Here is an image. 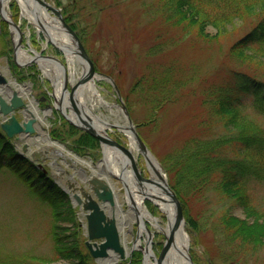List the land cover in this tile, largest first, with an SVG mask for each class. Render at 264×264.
I'll use <instances>...</instances> for the list:
<instances>
[{
  "label": "rangeland",
  "instance_id": "1",
  "mask_svg": "<svg viewBox=\"0 0 264 264\" xmlns=\"http://www.w3.org/2000/svg\"><path fill=\"white\" fill-rule=\"evenodd\" d=\"M54 10L60 13V17L65 21L67 26L76 28L77 36H85L86 43L83 44L86 53L89 55L94 67L95 73L109 76L119 91L121 103L117 99L114 88L108 80L100 78L95 81L96 88L100 92L104 101L112 105L125 104L124 96L128 89L133 85L135 77L142 71V50L150 44L153 29L149 28L146 21L148 18L142 14L141 4L150 3L151 0H44ZM8 17L20 27L22 31V39L20 50L26 52L29 56H34L31 50L43 56H52L60 61L67 73L70 69L67 66L65 55L50 44L46 39V30H39L36 26L22 16V11L16 0H11L6 5ZM52 17H56L52 11H49ZM157 19L155 22H159ZM249 21H236L232 25L227 26L224 33L220 35L217 42H212L213 46L194 45L180 43L175 55L183 59L185 62H192V65L203 68L202 71L214 72L216 65L224 64L231 66L232 63L224 62L222 54L218 53L220 48L225 49L228 45L234 43L238 38L242 37L248 29H250ZM38 29V30H37ZM47 30L50 29L46 28ZM217 30L213 27H207L206 31L213 35ZM14 35L15 31L12 26L7 24L0 16V74L4 79L15 80L18 85L25 87L30 83V94L37 102V106L41 110L51 109L52 113L46 119L45 126L42 127L47 131L49 141L61 146L63 149L79 158L83 163H91L97 166L103 159V151L100 143L92 136L88 138L81 130L77 129L60 114L61 110H65L68 114L69 110L61 109L59 106L54 108V104L50 98L52 92V82L40 69L38 62H27V60L16 61V52L14 51ZM170 36H177L170 35ZM79 37V38H80ZM168 36H165L167 38ZM218 46H216V45ZM210 45V44H208ZM215 45V46H214ZM220 47V48H219ZM216 49V50H215ZM248 53L247 59L250 60L251 67L255 69H264V64L256 58L251 59L252 50L244 51ZM262 61V60H261ZM111 72L113 76L109 75ZM210 72V74H211ZM263 72V71H262ZM206 75L209 81L217 79L214 74ZM67 79L70 77L67 75ZM68 91L70 85L67 86ZM195 88L186 89L190 92ZM182 93V101H178L174 105L171 104L167 108L166 113L161 114L158 127L152 131L143 127L139 129L138 125L146 122L145 119L150 117L151 111L146 107L135 106L133 116L129 114L130 121L135 127L141 140L147 146L149 152L159 162L169 153L170 150L178 147L179 142L195 132L193 120L196 113L200 114V109H196L194 103L200 100L196 96V100L187 102ZM80 101L79 95L76 96ZM27 99V98H26ZM190 99V98H188ZM252 99L245 104V110L250 112L252 116H256ZM29 101H27L28 107ZM116 112V116L122 119L120 112L117 114L116 106L112 108ZM121 110V109H120ZM128 110V109H127ZM84 111V110H83ZM85 112V111H84ZM96 114H106L108 111L104 107L97 106ZM74 115V114H72ZM160 115V116H161ZM119 120V119H118ZM258 122L264 127V117H258ZM121 122V120H119ZM111 138L115 139L124 149L127 148L126 137L117 132L109 131ZM34 135L26 138L30 141V148L41 145L46 142ZM25 140V139H23ZM23 140L15 141V148L21 144ZM47 140V142H49ZM13 145V141H11ZM17 149V148H16ZM120 157V155H119ZM63 166V164L58 161ZM160 163V162H159ZM136 164L140 169V173L144 178H149L148 170L141 155L137 154ZM37 165V164H35ZM109 168H111L108 165ZM35 168V167H34ZM40 168L45 177L58 188L65 198L62 205L71 206L73 209V224H68V209L61 208V220L54 218L55 210L47 204L38 193L31 188L32 185L25 183L17 175H15L8 167L0 165V260L15 261L32 257L34 260H42L46 264H73L72 262L61 259L54 252V240L52 233L59 237L64 234L71 235L73 231L70 226L77 224L78 240L81 250L86 252L83 246L85 239L84 227L79 212V208L72 206L70 198L65 193L63 186L59 180V174L54 172L48 162L40 164ZM37 168V169H38ZM67 168V167H66ZM107 168L104 176H106L115 191L118 193V202L124 210L126 209L127 198L124 199L123 188L119 180L120 171H111ZM122 168V167H121ZM91 170L90 168H88ZM126 169V168H125ZM39 170V169H38ZM40 171V170H39ZM67 171L72 172L67 168ZM92 172V170H91ZM118 172V173H117ZM93 173V172H92ZM167 179L165 173H163ZM76 181H80L75 176ZM257 182H249L246 189L249 193L248 200L258 209L264 210V184ZM82 187L84 184L79 183ZM86 188V187H85ZM36 193V194H35ZM191 196L188 203V219L183 215V231L187 237V256L191 260V264H264V247H257L255 250H241L235 252L234 262L229 261L227 253H230V247H223V239L221 235V227L219 226L218 217L221 212L228 211L235 216L243 218V212L234 207L230 202L220 201L213 191H206L203 194H189ZM151 215L159 218L161 225L165 226L167 218L161 213L154 204L146 200L145 204ZM190 218V219H189ZM192 222L194 226L189 224ZM137 223L134 222L131 229L125 228L126 246L130 248L138 232ZM151 224L146 221L145 226L153 232L151 242V261L157 264L158 253L165 240L163 234L153 230ZM64 229V230H63ZM146 235L140 236L139 244L145 245ZM232 247V246H231ZM131 256L119 261V264H143V253L140 247H134ZM89 264H96L94 260L89 259Z\"/></svg>",
  "mask_w": 264,
  "mask_h": 264
},
{
  "label": "trees",
  "instance_id": "2",
  "mask_svg": "<svg viewBox=\"0 0 264 264\" xmlns=\"http://www.w3.org/2000/svg\"><path fill=\"white\" fill-rule=\"evenodd\" d=\"M140 6L153 31L150 44L142 50L141 74L123 95L125 104L131 116L135 106L149 109L150 117L138 127L149 129L151 126L154 131L166 107L183 102L182 93L187 102L200 97L194 103L196 109H200V114L193 117L195 132L159 162L187 219V201L193 196L189 194L206 191L215 192L220 201L230 202L243 212V218L228 211L218 217L222 246L230 247L227 258L234 262L238 249L264 247V210L248 200L246 189L251 181L264 184V127L257 120L264 117V69L251 67L248 53L244 52L252 50L251 59L257 58L264 64V0H151ZM157 19L160 21L155 22ZM235 20H247L251 28L225 49L219 47L218 53L222 54L224 62L232 63L231 66L220 64L214 72L202 71L203 68L175 55L180 43L213 46L212 42H217ZM209 26L217 33L205 32ZM165 36L168 37L164 39ZM79 39L86 43L85 36ZM108 74L113 76L111 72ZM207 74H214L217 79L209 81L207 78L206 81ZM193 86L190 94L185 91ZM249 99L258 117L245 110ZM12 147L9 138L0 131V165L32 185L31 189L55 210V219L61 220V208L66 207L69 214L64 221L73 224V208L62 205L64 194ZM189 224L194 226L192 222ZM70 228L73 229L71 235L59 237L52 233L54 252L73 264H89L90 256L81 250L77 237L79 227L74 224ZM0 264L46 263L29 257L0 260Z\"/></svg>",
  "mask_w": 264,
  "mask_h": 264
},
{
  "label": "bare ground",
  "instance_id": "3",
  "mask_svg": "<svg viewBox=\"0 0 264 264\" xmlns=\"http://www.w3.org/2000/svg\"><path fill=\"white\" fill-rule=\"evenodd\" d=\"M11 0H1V11L3 15L8 18L7 8L6 5ZM20 10L22 11V16L27 18L34 27L36 26L38 29L41 28V26L44 27L46 30V34L48 37L56 44V46H59L60 48H71V50L77 49L76 42L70 33L67 32V30L64 29V25L62 21L59 19V17H52L48 11V5L43 0H16ZM50 29H46L49 28ZM37 29V30H38ZM14 41H16V36L14 35ZM30 56L22 51L18 50L16 51V61L22 62L25 60H29ZM65 60L67 63L68 68L70 69V83L74 85L80 74L85 73V70L87 69V65L82 58H80L78 55L75 54H67L65 53ZM40 69L44 71V74L54 82L55 84V94L58 97L60 94V88L62 84V71H60V68L58 65L51 61H46L45 59H37ZM100 77L93 73L87 80H85V83L81 86L79 89L78 95L80 98L79 102L82 109L85 111V113L88 116V121L92 125L93 129L100 130V132H106V131H114L117 130V132L123 134L127 139V148L124 149V152L126 153L125 161L122 160L121 156L119 157V154L116 153L117 151L114 150V148L111 146V144L107 142L101 141V148L104 153V158L102 160V163L96 164L97 166H92L91 163H85V165L89 166L92 172L98 176H104V173L106 172V169L109 168L108 165L111 167V171H120L121 167L123 166L125 171V185L128 189V195L127 198L128 205L127 209H123L121 206H117L115 209V218L120 223V227L123 233V236L125 237V228L131 229V226H133L134 222H136L138 225V238L142 236V234L147 232L150 236L153 235V232H150V230L145 226L146 221L149 222L153 227V230H156L157 232L167 235L168 234V224L172 222L174 217V206L170 203L169 197L167 193L164 191L162 187V181L161 178L164 179L163 174L161 172L160 167L154 160V158L147 153L145 150L143 151L139 147V143L137 142V139L131 129L130 124L128 123L125 114H123L122 111H120V107L116 104L110 105L106 101H104V98L101 96L100 92L96 88L95 81L99 80ZM17 82L15 80H9V83H7V86H3V89L8 93L10 87L17 88L20 90V92L27 98V101H29L30 109L33 111L34 115L38 119V125L36 126L37 129V137H42V139H46V142L44 143H51L48 140V133L47 131L42 127L46 124V119L49 116L50 113H52L49 109H39L37 106L36 100L33 98L32 94H30V83L23 87L22 85L16 84ZM66 100V99H65ZM104 107L107 109V113L103 114H96L95 109L96 107ZM117 108V114L118 112L121 113L122 119H120L118 116H116V112L113 111V107ZM51 115V114H50ZM68 118L78 124L76 117L69 114ZM121 122H119V120ZM37 124V123H36ZM34 136V135H33ZM47 140L49 142H47ZM42 143V144H44ZM30 145V143H29ZM30 148V147H29ZM138 155H141L143 157V160L145 162L146 169L149 173V178H144L142 176V173H140V169L136 164V157ZM48 161H45V163ZM125 162V163H124ZM126 168V169H125ZM54 172L59 174V182L61 184L64 183L65 179L69 181H73L75 183V176H79L77 174L78 172L75 171L69 172L68 175L65 172L67 168L63 165L60 167V165L57 163L55 165V168L53 167ZM77 172V173H76ZM102 173V174H101ZM118 173V172H117ZM106 177V176H104ZM106 179H108L106 177ZM81 180L85 183V177H81ZM109 180V179H108ZM78 182V181H76ZM111 183V181H110ZM76 184V183H75ZM113 185V183H111ZM79 186V184H76ZM113 190L114 187L112 186ZM115 192V191H114ZM118 193L116 192L115 196ZM118 199V198H117ZM116 199V205H118V200ZM146 200L152 202L154 206L158 208V210L165 214L167 218V223L165 226L161 225V222L158 217L151 215L149 213L148 209L144 205ZM127 204V203H126ZM120 205V204H119ZM145 226V228H143ZM123 237V238H124ZM153 238V236H152ZM151 238V239H152ZM126 241V239L124 238ZM174 245L169 249V251L166 253V256H163L161 260V264H189L186 260V248H187V237L183 231V227L180 228L177 233L175 234L174 238ZM125 247L127 249V254H129V251L131 248H128L126 246V242L124 243ZM135 247H141L139 242L135 244ZM150 252L146 251L144 255V264H154L151 261V257L149 256ZM104 262H99V264H119L118 261H115L113 259H105Z\"/></svg>",
  "mask_w": 264,
  "mask_h": 264
},
{
  "label": "water",
  "instance_id": "4",
  "mask_svg": "<svg viewBox=\"0 0 264 264\" xmlns=\"http://www.w3.org/2000/svg\"><path fill=\"white\" fill-rule=\"evenodd\" d=\"M45 2V1H44ZM46 3V2H45ZM48 9L52 11L55 16L59 17V19L62 21L64 25V29L67 30L68 33L71 34L76 42L77 49L71 50V48H60L59 46H56V44L49 38V43L56 47L57 50L61 51L62 53L67 54H75L78 55L82 60L85 61L87 65V69L85 70V73L81 74L78 81L74 86L70 87V91L67 92V73L64 70L63 65L52 56H42L39 53L35 54L34 57L31 58V61H35L37 59H46L56 62L63 71V84L60 91L59 100L57 101L58 105L60 107H64L71 110L72 113L75 114V117L80 124H76L72 122L68 117H65L66 120L69 122V124L74 125L78 129L82 130L83 132L88 133L92 137L96 138L100 144L101 141H105L116 149L121 157L122 160L125 161L126 153L124 152V148H122L118 143H116L114 140H112L106 133H100L93 129L92 125L89 123L88 116L85 114V112L79 107L76 106V96L77 91L79 88L85 83V80H87L93 73H94V66L91 60L89 59L84 47L82 46L79 39H77V35L73 32V30L67 26V24L64 22V20L60 17V13L56 10H54L48 3ZM0 16L8 23L10 26H12L16 31V41L14 42V51H17L19 46L21 45V38H22V32L20 31V28L16 23L11 21V18H6L2 11H1V0H0ZM43 28V26H41ZM110 80V79H107ZM9 83L6 79H4L0 75V129L3 131V133L9 137L12 138L15 135H23L26 136L28 134H33L35 132L34 127L32 126L35 123L34 117L31 115V117L26 118V115L23 113L22 116H24L23 121H18L14 115V111L20 108H23V110H27L26 105H23V100L18 95L15 90H11L9 88V93H6V98L3 97V86H7ZM117 95L118 94V91ZM53 96V95H52ZM54 98V96H53ZM65 98L67 101H69L70 104H67L65 101ZM125 107L122 106V111H124V114L126 115L127 121L131 125L130 118L128 117V113L126 110H124ZM131 129L137 139V142L139 143V147L144 151L148 152L147 147L145 144L141 141L137 133L134 131V128L131 126ZM150 154V153H149ZM125 163V162H124ZM156 163L159 165V163L156 161ZM161 168V166L159 165ZM162 170V168H161ZM123 174L124 171L122 170L121 175L119 177V180L122 182V186L124 187V193L126 194V198L129 197L128 190L125 185V181L123 180ZM81 177H83L81 175ZM80 177V178H81ZM162 187L164 191L167 193L170 203L173 204L175 212L172 222L168 224V234L165 236V241L163 242L162 248L159 252L158 258H157V264H161V260L163 256H166V253L169 251V249L174 245V238L177 231L183 227L184 218L182 213V206L176 197V195L173 193L171 188H169V185L167 183V180L161 178ZM118 178V177H117ZM85 182L88 184L90 192H87L83 187L78 186L74 187L73 185H69V188L71 191H69V197L71 199V202L73 205H77L78 208L82 211L83 218L85 219V234L87 237V240L85 241V246L91 255V257L96 262H104L105 259H114L115 261L117 259H123L127 255V252L124 248V241L121 237V227L120 223L117 221L115 216V209L117 208L116 205V196H114V190L112 188V184L108 179H105V177L101 176H95L90 175L86 177ZM77 189L78 194L74 192ZM105 208L107 209V212L105 211ZM144 227V226H143ZM147 243L146 248L143 249V258L146 253V251H150V243H151V236L148 234L147 230ZM94 240H100L99 243L93 242ZM186 260L189 264H191V260L189 256H187V253L185 255Z\"/></svg>",
  "mask_w": 264,
  "mask_h": 264
},
{
  "label": "flooded vegetation",
  "instance_id": "5",
  "mask_svg": "<svg viewBox=\"0 0 264 264\" xmlns=\"http://www.w3.org/2000/svg\"><path fill=\"white\" fill-rule=\"evenodd\" d=\"M129 264V263H128ZM132 264H135V263H132Z\"/></svg>",
  "mask_w": 264,
  "mask_h": 264
}]
</instances>
